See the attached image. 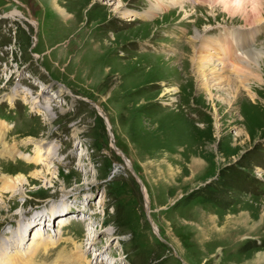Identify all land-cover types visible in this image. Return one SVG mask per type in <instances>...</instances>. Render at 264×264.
Instances as JSON below:
<instances>
[{"label": "rangeland", "instance_id": "374dc122", "mask_svg": "<svg viewBox=\"0 0 264 264\" xmlns=\"http://www.w3.org/2000/svg\"><path fill=\"white\" fill-rule=\"evenodd\" d=\"M257 1L251 27L214 0H0V113L13 119L0 120L13 152L0 146V179L27 180L8 192L0 181V264H264V192L248 187L264 178V81L250 79L255 99H236L218 75L204 89L191 63L196 33L255 29L252 50L264 52ZM64 206L91 222L87 238L86 221L62 229L74 215L62 231L50 222Z\"/></svg>", "mask_w": 264, "mask_h": 264}, {"label": "bare ground", "instance_id": "6f19581e", "mask_svg": "<svg viewBox=\"0 0 264 264\" xmlns=\"http://www.w3.org/2000/svg\"><path fill=\"white\" fill-rule=\"evenodd\" d=\"M168 1H169V5L183 7L184 5L181 4L185 3V1L188 2L190 0H168ZM218 2H221L222 3L221 5L230 14L241 12L245 14V16L246 15H249V17L251 16L252 17L251 22L247 23L250 24L251 27L259 25L263 19L262 11L261 9H259V6L261 5H258L257 0H214V3H218ZM165 4H167V2L158 1L159 7ZM158 6H154L150 10H148L147 12L148 15L150 16L151 14L156 13V11L160 9ZM248 8L249 10L247 11ZM15 14L13 15L15 16ZM248 19L250 20V18ZM196 34L197 37L194 40L195 43L199 41L198 43H200V46L199 48L196 49H195L196 45L193 46L194 49L193 51L195 52V56L193 52V56H192L193 58L191 63H193L194 65L193 66L195 68L194 73L197 75V81L199 80L200 82H202L203 88L204 89L207 88L209 84L207 76L214 74V75H218V77H222V79L220 78L222 81H219L218 84H226V86L228 87L231 85L232 96L233 97L235 96L236 99L238 95H240L241 91L247 93V96H250L251 99H255L256 95L252 91V88L250 86V79L258 80L259 84L263 83L264 81V75L263 76L261 75L262 72L260 75L257 72L259 67H261V62L264 57V52L258 49L252 50V45L255 42V29H251L248 32H240L235 30L233 31V33H230V36L226 35L227 37L221 35V37L205 36L204 38H202L198 36L199 35L198 33ZM212 55L216 57L211 58ZM213 59H215L214 62ZM215 62L217 63L219 68H217L215 65H210L212 63L215 64ZM209 67L211 68L209 69ZM240 86L243 87L242 88L243 90H239L241 89L239 88ZM206 91L208 93L211 92L209 90ZM107 126L109 127L108 122H107ZM5 128L6 125L0 121V146L2 148L1 152L12 155L13 152L9 150L5 145L4 146L2 145ZM37 153L39 155L37 157L35 156L37 159L35 161H37L40 165H44L48 161V159H50L49 152L47 150H44L43 148L37 151ZM25 159L30 160L27 157H25ZM33 175H34L33 178L35 179L36 177L39 178L44 177L43 175L46 176V174L39 172H36ZM0 181L2 185V189H1L2 192L15 191L17 190L18 186L22 185L25 181L27 182V180H25L21 174L12 177L7 175L6 176L2 175ZM146 208L148 212L149 208L147 204H146ZM53 211L50 209L47 213L52 223L54 220H57L59 218L62 219L61 220L62 222H59V225L66 223L67 220L69 222L70 218L66 220V216L71 215V213L59 214V212L54 213ZM53 216L54 218L52 219ZM41 218H42V214H38L32 219L33 220L35 219V222H38L40 224V222L44 220V218H42V220ZM32 219L30 220L32 221ZM38 223L36 226H38ZM43 230H44V221H43ZM42 234L44 235V232L42 231H39V233L36 232L35 237L40 241V243L47 245L46 248H48L51 244H53L54 241L52 240V238L50 239L49 237L44 238ZM39 241L35 243L33 249L31 250L29 249V252H27L24 261H27L26 258L30 260H34L35 257L32 256H36L37 250H35V248L36 245L39 243ZM37 249L39 248L37 247Z\"/></svg>", "mask_w": 264, "mask_h": 264}, {"label": "trees", "instance_id": "16d2710c", "mask_svg": "<svg viewBox=\"0 0 264 264\" xmlns=\"http://www.w3.org/2000/svg\"><path fill=\"white\" fill-rule=\"evenodd\" d=\"M243 185V184H242ZM129 201H130V205H128L127 207L129 208V209H134L133 208V206H132V203H131V200L129 199ZM127 210V208L123 211V213H121L118 217H117V221H121L120 222V225H121V227H123V228H126L127 226H125V223H127L121 216L123 215V214H125V211ZM125 221V222H124ZM128 223H129V221H128ZM135 223V225H136V228H137V231H138V222H134ZM129 229L131 230V232H132V234L133 235H135V229H133V228H130V226H129ZM157 243L158 244H160L158 241H157ZM143 244H145V242L143 243Z\"/></svg>", "mask_w": 264, "mask_h": 264}]
</instances>
